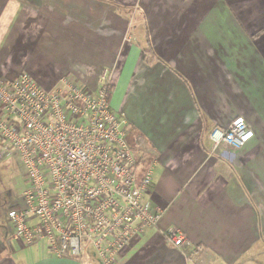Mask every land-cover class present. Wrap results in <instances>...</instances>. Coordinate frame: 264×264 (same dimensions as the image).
I'll list each match as a JSON object with an SVG mask.
<instances>
[{
    "label": "crops",
    "instance_id": "1",
    "mask_svg": "<svg viewBox=\"0 0 264 264\" xmlns=\"http://www.w3.org/2000/svg\"><path fill=\"white\" fill-rule=\"evenodd\" d=\"M104 69L114 109L155 149L144 201L163 209L115 264H264V0H0V77L96 89ZM237 117L254 136L212 150V129ZM8 220L0 264H102L91 248L78 259L27 245ZM170 227L191 247L167 241Z\"/></svg>",
    "mask_w": 264,
    "mask_h": 264
},
{
    "label": "built area",
    "instance_id": "2",
    "mask_svg": "<svg viewBox=\"0 0 264 264\" xmlns=\"http://www.w3.org/2000/svg\"><path fill=\"white\" fill-rule=\"evenodd\" d=\"M111 75L104 69L96 89L67 76L53 89L27 72L0 77V140L6 143L0 161L18 152L27 182L22 204L8 210V219L16 238L43 242L56 257L77 258L92 246L102 264H115L131 240L163 216L162 208L144 201L155 149L113 109ZM253 136L244 117H237L212 129V150L239 148ZM165 237L176 247H191L178 228L170 227Z\"/></svg>",
    "mask_w": 264,
    "mask_h": 264
},
{
    "label": "rangeland",
    "instance_id": "3",
    "mask_svg": "<svg viewBox=\"0 0 264 264\" xmlns=\"http://www.w3.org/2000/svg\"><path fill=\"white\" fill-rule=\"evenodd\" d=\"M130 10L131 12H129V16L133 17L134 15H136V18L138 19L139 14H137L133 8H131ZM134 20L135 19L133 18L132 30L135 29L136 33L138 32L139 27H141L140 24L142 21L136 20L137 22H135ZM131 39L136 40L135 37H132ZM111 105L113 107L112 102ZM5 146L6 143L0 140V149ZM26 187L27 182L24 165L22 164L18 152L13 151L10 155L4 157L0 161V218L7 222L9 206L15 204V200H17V198H19V196L23 194ZM87 244L88 240H85L84 246H86ZM87 248L93 249L92 246H87L86 249ZM82 257L83 254L80 255L78 259H81Z\"/></svg>",
    "mask_w": 264,
    "mask_h": 264
},
{
    "label": "trees",
    "instance_id": "4",
    "mask_svg": "<svg viewBox=\"0 0 264 264\" xmlns=\"http://www.w3.org/2000/svg\"><path fill=\"white\" fill-rule=\"evenodd\" d=\"M156 59H157V57H156V54H155L151 44L147 45V47H145V60L148 63H153ZM114 87H115V85H111L112 90L114 89ZM13 207L14 206H12L10 208H13Z\"/></svg>",
    "mask_w": 264,
    "mask_h": 264
}]
</instances>
